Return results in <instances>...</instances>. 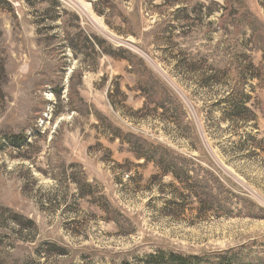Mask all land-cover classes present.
<instances>
[{
  "label": "rangeland",
  "instance_id": "rangeland-1",
  "mask_svg": "<svg viewBox=\"0 0 264 264\" xmlns=\"http://www.w3.org/2000/svg\"><path fill=\"white\" fill-rule=\"evenodd\" d=\"M0 147V264H264V0H0Z\"/></svg>",
  "mask_w": 264,
  "mask_h": 264
},
{
  "label": "trees",
  "instance_id": "trees-1",
  "mask_svg": "<svg viewBox=\"0 0 264 264\" xmlns=\"http://www.w3.org/2000/svg\"><path fill=\"white\" fill-rule=\"evenodd\" d=\"M103 3V2H102ZM138 61L140 63H142V65L144 66V63L142 62V60L138 59ZM142 74L140 73V78H141ZM144 88H146L148 85H145L144 83ZM162 92V91H161ZM159 91V93H161ZM156 96H160V94L156 93ZM162 96L164 97V94L162 93ZM164 103V101H163ZM245 103H241L243 105V107L245 108ZM160 105V104H159ZM163 106V105H161ZM173 108H175L176 112L181 111L179 106H173ZM166 110H170L168 111V113H172L174 114V109H172V107L169 108H165ZM245 110L247 111L248 108ZM234 113L235 114V110H234V106H232L231 104H228V108L225 109L224 111V116L227 119L228 116ZM235 118V117H233ZM9 140L10 144H12L13 146H16L17 148L20 147L22 145V143L24 141H26V137H23V135H18V136H13V137H8L5 140ZM2 146H4V144L2 143ZM138 146L140 147V157L142 159H145L146 161H149L151 163H154L161 171V175L162 177L165 176H172L174 178V180H176V182L178 183V185H180V187L184 190H186L187 194L195 197L198 200H201V202L203 200H205L208 196H209V192L208 189L206 187L202 186L203 182H198V181H192L195 182V186L192 187V189L189 187V183L191 182L190 180V171L189 169H187L185 166H182L181 163L179 162L178 164H176V161L172 158L171 154L167 151H165L162 148H156V147H149L148 144L145 143H140V145L138 144ZM2 147H0L1 150ZM180 192V190H179ZM180 194V193H179ZM186 194V193H183ZM184 196V195H182ZM199 259L197 258H189V259H184V258H176L174 256L171 257H155V264H200ZM208 264H213V263H208ZM220 264H237V261H233L232 259L226 258V259H222V262H220Z\"/></svg>",
  "mask_w": 264,
  "mask_h": 264
}]
</instances>
